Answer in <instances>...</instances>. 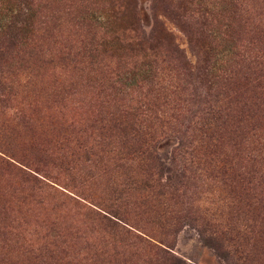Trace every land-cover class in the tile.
<instances>
[{
  "label": "rangeland",
  "instance_id": "1",
  "mask_svg": "<svg viewBox=\"0 0 264 264\" xmlns=\"http://www.w3.org/2000/svg\"><path fill=\"white\" fill-rule=\"evenodd\" d=\"M29 1L0 0V49L18 31L27 35L20 26L25 8L32 12ZM34 1L39 6L43 0ZM240 1L247 10L241 41L250 40V49L263 52L264 44L253 37L264 32V0ZM133 5L145 37L154 20L167 33L154 31L150 45L183 90L182 101L171 98L170 128L155 150L159 163L176 171L171 187L142 190L143 172L135 163L106 154L102 144L96 147L105 112L115 114L117 105L133 97L127 89L144 79V65L126 70L115 63L120 51L101 54L107 68L96 73L107 77L117 68L110 74L128 94L104 109L110 97L89 86L86 61L78 69L63 63L25 69L8 51L0 69V264H40L46 256L78 264H264V184L257 191H220L209 177L211 168L190 167L183 151L233 52V0H134ZM68 6L66 0L56 6L62 23L56 43H47L53 53L73 52L85 33L68 22ZM101 9L88 19L103 22ZM9 81L12 90L6 88ZM249 98L243 94L238 101L253 104ZM251 109L259 122L256 136H248L264 147V106ZM232 143L238 139L224 142L222 151H233ZM247 164L240 152L237 165ZM90 211L114 214L117 224L144 233L165 253H143L130 240L120 246L92 221ZM46 246L50 254L42 250Z\"/></svg>",
  "mask_w": 264,
  "mask_h": 264
},
{
  "label": "trees",
  "instance_id": "2",
  "mask_svg": "<svg viewBox=\"0 0 264 264\" xmlns=\"http://www.w3.org/2000/svg\"><path fill=\"white\" fill-rule=\"evenodd\" d=\"M60 1L43 0L39 6L34 0L29 1L32 12L30 8H25L22 15L26 19L20 26L26 27L28 33L22 38L21 31H18L4 43V48L0 49V69L6 64L4 54L8 51L14 52L11 60L25 69H29L27 64L32 63L46 66L57 63L72 64V68L78 69L86 61L92 74L90 78H86L89 86L94 85L103 98L107 95L110 97L109 102L103 101L104 109H107L110 102L121 101L128 94L120 91L118 76L110 74L117 68L107 72V77L101 76V72L96 73V70L107 68L102 63L104 59L101 54L120 51L115 63L121 64L124 69H132L135 64L144 65V79L136 81L127 89L133 97L128 95L127 103L117 105L115 114L105 112L107 118L99 127L102 134L96 137L99 139L96 147L102 144L106 154H112L131 164L135 163L143 172L144 177L139 181L142 190L165 191L171 187L170 182L176 171L163 167L155 155V150L170 128L171 116L168 112L174 109L173 100L175 98L182 101L183 90H178L170 76L171 68L164 64L159 55L157 57L150 42L156 38L154 31L158 30L165 37L168 36L167 33L154 20L151 32L145 37L138 24L139 17L133 5L134 0H104L101 5L93 0H66L69 3L66 11L68 22L85 33L73 52L67 48L66 51L58 50L53 53L47 43L54 44L57 41L56 31L62 23V16L56 7ZM233 3L232 18L238 28L233 23L232 55L226 68L211 86L209 103L199 110L198 121L193 126L194 134L185 143L183 151L185 161L190 167H201L207 172L211 168L214 173L209 174V177L214 183H219L222 187L220 191H257L264 184V147L262 143H254L249 137L256 136L259 122L251 108L264 106V51L250 49L249 45H253L250 40L246 44L241 41V28L246 27L247 19L244 16L247 10L240 0H233ZM100 7L105 14L104 21L101 22L99 18L89 20L88 16ZM119 24H123V27ZM256 32L253 37L255 42L263 45L264 32ZM1 74L2 71L0 76ZM12 84L9 81L6 88L12 90ZM67 86L70 87L71 84ZM243 94H248L249 99L255 102H239L238 99ZM235 139H238V143L231 144L233 151L223 152V143ZM240 152L244 155L247 166L237 165ZM4 164L14 168L7 162ZM164 173L165 178L161 181ZM33 180L41 184L39 179ZM91 213L92 221L101 226V231L120 246H129L125 241L130 240L137 247L136 250L143 253L156 256L165 253L148 242L149 237L144 233L135 230V234L117 224L114 214ZM42 250L49 254L52 251L48 246ZM49 259V264H78L55 256H46L45 261L40 264H47L45 262Z\"/></svg>",
  "mask_w": 264,
  "mask_h": 264
}]
</instances>
